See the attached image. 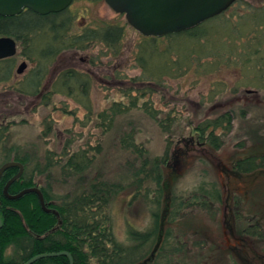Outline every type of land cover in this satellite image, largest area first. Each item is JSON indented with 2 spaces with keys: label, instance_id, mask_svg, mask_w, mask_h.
Listing matches in <instances>:
<instances>
[{
  "label": "rangeland",
  "instance_id": "1",
  "mask_svg": "<svg viewBox=\"0 0 264 264\" xmlns=\"http://www.w3.org/2000/svg\"><path fill=\"white\" fill-rule=\"evenodd\" d=\"M236 2L222 17L208 19L201 28L202 39L183 36L172 41L170 47L177 49L179 61L186 59L192 41L191 46L201 54L191 56L185 71L164 75L162 83H153L157 81L139 66L135 57L142 37L130 25L115 54L101 43L84 51L59 54L46 67L37 95L20 94L15 89V84L26 80L37 65L21 53L14 39L11 74L7 81H0V124L7 129L13 151L28 155V170L36 161L44 165L48 150L60 161L68 141L72 150L87 149L91 154L92 177L98 174L123 185L111 201L110 212L114 235L124 246L132 244L129 225L139 231L152 228L151 212L162 210L165 201L162 194L159 207L151 203L153 196L145 187L142 194L132 198L140 159L136 152L123 148L119 138L132 132L134 141L150 157L162 156L168 147V160L160 169L161 184L164 180L161 188L169 198L165 222L171 234L161 254L154 251L155 264H264L259 258L264 255V164L240 172L241 179L226 175L235 169L236 160L260 157L256 159L260 163L264 155V0ZM66 9L72 19V33L105 23H126L124 15L115 13L104 0H73ZM164 46L161 43L160 48ZM146 59L154 72L167 71L161 55ZM22 62L26 65L17 73ZM0 66L2 69V63ZM68 68L90 74L87 97L56 92L44 100L56 75ZM137 89H146V98L140 97L143 95ZM131 95L138 96V104L148 100L158 120L171 121L169 129L163 131L147 111L131 107ZM115 101L125 103L127 110L116 115L110 129L103 130L98 114L110 113ZM225 113L231 116L230 128L227 131L223 122L215 130L221 145L214 149L206 141L208 131L203 134L196 128ZM191 138L193 144L183 156L181 152ZM61 164L62 159L52 165L48 178L47 172H35L37 186L50 187L61 196L74 189V178L64 181ZM147 180L154 191L155 180ZM255 226L261 237L250 233ZM238 237L246 238L245 247L237 244L243 242ZM201 238L206 242L195 245ZM154 244L155 235L127 263L136 264L150 256ZM218 246L224 251L216 252Z\"/></svg>",
  "mask_w": 264,
  "mask_h": 264
},
{
  "label": "trees",
  "instance_id": "2",
  "mask_svg": "<svg viewBox=\"0 0 264 264\" xmlns=\"http://www.w3.org/2000/svg\"><path fill=\"white\" fill-rule=\"evenodd\" d=\"M223 14L225 12L212 19L222 17ZM210 20L190 29L165 34L160 37L144 36L139 33L142 40L138 46L135 58L139 66L143 68V73L150 76L151 80L157 81L153 83H162L161 80L164 75L174 76L185 71L190 66L191 56L195 55L194 53H199L200 55L201 52H197L191 46L194 44V41H192L185 54L186 59L179 61L177 49L172 50L170 44L174 39L183 36L192 37L194 40L202 39L201 28ZM71 23L72 19L68 15L67 9L41 15L26 8L13 16L0 15V36H9L19 42L21 53L37 65L26 80L15 84V89L20 94H40V83L46 67L59 54L65 51H84L91 45L101 43L106 48L111 49L114 54L117 53L124 36V30L128 25L127 22L125 25L123 23H105L100 26H89L81 32L72 33L70 30ZM161 43H165L163 48H160ZM157 54L163 57L167 65L165 69L167 71L154 72L153 66L148 67L146 56L151 57ZM11 59V57L0 59V63L3 65L2 69L0 66V81L8 80L12 70ZM89 75L87 71H79L74 68L61 70L51 83L50 91L43 95L44 100L50 98L49 95L51 93L56 92H64L67 95L77 93L78 96L86 98L89 92ZM136 91L142 93L143 96L140 97L146 98V89H137ZM149 91L151 92L152 90L149 89ZM131 98V107L134 106L147 111L152 116V119L159 122L163 131L166 132L169 129L171 121L158 120L151 105L147 103L148 100H143L142 104H138V96H132ZM109 110L110 113L102 111L98 114L103 130L110 129L117 118L116 115L125 112L127 106L123 102L115 101L111 104ZM230 120L231 116L229 113H225L216 119L206 121L202 127L200 125L196 129L201 133L208 131L206 141L214 149H218L221 145V140L215 134V130L223 126V122H226L227 126L225 129L228 131ZM6 130V127L0 124V167L8 161L20 162L24 167L22 174L8 187L7 193L9 195L16 194L25 188L38 187L34 173L42 174V172H47L46 177L48 178L52 175V165H58L61 159L60 170L62 171L63 179L66 182V179L74 178L75 187L74 189L69 188L62 196L53 192L50 187L48 189L42 186L38 187L42 192L45 206L55 210L57 214L52 211L46 212L41 208L35 193L24 194L18 199H9L4 195V186L16 174L18 167H10L4 170L0 177V264H23L37 254L59 251L69 252L73 264H128L127 262L142 251L143 246L154 235V246L158 244L156 253L161 254L169 243V234H171V229L166 226L165 222L169 213V198L166 197L164 188H161L162 184L164 187V180L161 184L162 172L160 169L168 160V147H166L162 156L150 157L147 150L134 141L132 132H125L119 138L121 146L136 152L140 159L139 171L134 172L136 187L132 198L142 194V191L144 192L146 188V191H151L153 196L151 203L159 207L162 194H164L165 201L162 210L156 208L151 212L152 228L139 231L129 225L128 235L132 244L124 246L114 235L110 212L111 201L123 188V185L120 182L103 179L98 174L92 177L89 172L92 168L93 157L88 153L87 149L72 150L71 143L68 144L67 141L60 154V161L55 160L51 151L48 150L44 157L46 160L45 164L41 166L36 161L34 170H28L26 168L29 159L28 155L13 151V146L8 145V133ZM257 158L260 159V157ZM257 158L249 157L236 161V170L245 172L263 166L264 155L261 156L260 163L256 162ZM151 175L153 177H150ZM150 178L155 180L156 188L154 191L149 188L147 182V179ZM193 198L197 199L195 194ZM255 227L250 230V233L261 237V233L257 231V226ZM204 242L206 241H198L195 242V245ZM240 247H245V244L243 246L240 245ZM215 249L216 252L218 250L224 251L220 246ZM259 258L264 259V255H259ZM239 259L241 260V257ZM243 262L240 264H245ZM31 264H69V260L65 255H56L39 258ZM148 264H155V259H152Z\"/></svg>",
  "mask_w": 264,
  "mask_h": 264
},
{
  "label": "water",
  "instance_id": "3",
  "mask_svg": "<svg viewBox=\"0 0 264 264\" xmlns=\"http://www.w3.org/2000/svg\"><path fill=\"white\" fill-rule=\"evenodd\" d=\"M72 1L73 0H0V15L13 16L26 8L38 14L45 15L66 9ZM235 1L236 0H104L107 6L115 13L123 14L128 25L138 33L144 36L157 37L190 29L221 14ZM15 53V40L9 36H0V59L11 57ZM25 65V62H22L16 69V72L21 73ZM10 167H18V171L5 184L3 189L4 195L9 199H18L24 194L35 193L44 211H52L57 214L55 210L45 206L42 192L37 187L25 188L16 194L9 195L7 193L8 187L22 174L23 165L17 161L5 162L0 167V177L4 170ZM157 247L158 244L154 246L150 256H147L136 264H148L151 262ZM56 255L67 256L69 264H73L72 257L67 251L37 254L29 258L23 264H31L39 258Z\"/></svg>",
  "mask_w": 264,
  "mask_h": 264
},
{
  "label": "flooded vegetation",
  "instance_id": "4",
  "mask_svg": "<svg viewBox=\"0 0 264 264\" xmlns=\"http://www.w3.org/2000/svg\"><path fill=\"white\" fill-rule=\"evenodd\" d=\"M193 141H194V138H191V139L188 140V144H187V143L185 144V147H186V148H185L184 151L181 152V154H182L183 156H184L185 154L188 153V151H189V150H188V145H189V144H193ZM178 156H179V155H178ZM219 161L221 162V160H219ZM236 161H238V160H236ZM234 165H235V164H234ZM232 166H233V164H232ZM226 175H227V176H231V175L233 176V175H234V176H235L236 178H238V179H241V178L243 177L242 174L236 170V168H235V169H234V168L231 169V171H229V172L226 171ZM238 239H240V241H243V242H241V243L238 242L237 244H245V245H246V238H245V237H242V238L238 237Z\"/></svg>",
  "mask_w": 264,
  "mask_h": 264
}]
</instances>
